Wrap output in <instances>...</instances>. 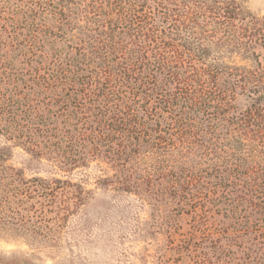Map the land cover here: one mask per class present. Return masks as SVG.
I'll list each match as a JSON object with an SVG mask.
<instances>
[{"label":"trees","instance_id":"obj_1","mask_svg":"<svg viewBox=\"0 0 264 264\" xmlns=\"http://www.w3.org/2000/svg\"><path fill=\"white\" fill-rule=\"evenodd\" d=\"M0 136L1 237L54 241L92 197L68 175L98 162L168 234L189 219L166 239L185 264L263 262L264 15L240 0H0Z\"/></svg>","mask_w":264,"mask_h":264},{"label":"rangeland","instance_id":"obj_2","mask_svg":"<svg viewBox=\"0 0 264 264\" xmlns=\"http://www.w3.org/2000/svg\"><path fill=\"white\" fill-rule=\"evenodd\" d=\"M240 1L251 12L264 15V0ZM5 142L0 136V145ZM8 163L23 167L28 176L63 174L52 170L45 159L38 162L21 146H12ZM106 174L111 171L105 164L92 162L68 175L92 191L89 202L68 218L54 241L35 244L21 237L0 236V264H185V253L178 256L168 249L170 234L160 217L163 211L153 212L133 193L118 192L110 185L100 187L97 179ZM178 225L176 232H170L174 244L191 235L189 219L179 220ZM224 254H208L204 264H235L246 257L237 247Z\"/></svg>","mask_w":264,"mask_h":264}]
</instances>
